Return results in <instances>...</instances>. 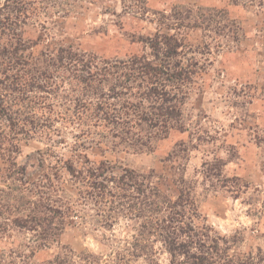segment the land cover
<instances>
[{"label":"trees","instance_id":"16d2710c","mask_svg":"<svg viewBox=\"0 0 264 264\" xmlns=\"http://www.w3.org/2000/svg\"><path fill=\"white\" fill-rule=\"evenodd\" d=\"M81 1L89 0H0V264H161L160 255L165 264H264L260 248L235 250L240 233L221 236L206 223L181 179L172 199L152 177L87 153L100 144L110 154L149 153L170 131L184 132L182 107L204 71L181 36L200 27L186 22L192 10L185 17L161 15L155 33L141 40L147 52L123 59H101L41 32L25 38L29 22L47 30L45 23ZM118 1L131 14L147 13V0ZM229 3L264 7V0ZM225 15L206 9L198 17ZM36 45L42 50L34 56ZM67 129L71 143L63 138ZM40 130L49 145L27 174L16 160L19 143ZM60 147L67 156L53 151ZM258 222L264 228V216ZM68 226L109 232L107 253L62 246L37 259L36 253L59 245Z\"/></svg>","mask_w":264,"mask_h":264},{"label":"rangeland","instance_id":"374dc122","mask_svg":"<svg viewBox=\"0 0 264 264\" xmlns=\"http://www.w3.org/2000/svg\"><path fill=\"white\" fill-rule=\"evenodd\" d=\"M187 8L192 15L186 22L200 27L184 29L181 36L204 71L182 107L184 132L170 131L166 138L153 142L149 153L110 154L104 144L99 148L91 144L87 153L92 160L105 158L152 177L172 199L182 180L215 232L225 237L240 233L237 252L260 248L264 253V228L258 222L264 216V7L232 5L229 0H147V13L138 16L124 10L118 0H89L67 8L68 13L53 19L54 23H45L47 30L29 22L24 36L34 39L41 32L57 44H72L101 59H123L147 52L141 40L155 33L154 21L162 19L161 15L170 18L178 11L185 17ZM206 9L226 15L198 17ZM41 50L42 45H36L30 53L37 56ZM43 131L19 143L16 160L27 174L35 171L39 152L48 148ZM72 132H63L65 142L71 143ZM50 134L59 141L56 133ZM53 151L68 155L62 147ZM121 228L115 226L114 234ZM109 235L99 228L68 226L59 245L36 253V258L48 259L62 246L76 253L103 255ZM165 259L160 255L161 264Z\"/></svg>","mask_w":264,"mask_h":264}]
</instances>
